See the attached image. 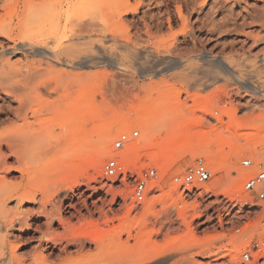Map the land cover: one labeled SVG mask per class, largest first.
Here are the masks:
<instances>
[{"label":"rangeland","instance_id":"rangeland-1","mask_svg":"<svg viewBox=\"0 0 264 264\" xmlns=\"http://www.w3.org/2000/svg\"><path fill=\"white\" fill-rule=\"evenodd\" d=\"M143 3L136 16L130 12L123 17L121 29L130 44H136L137 51L144 46H159L160 54L151 49L149 59H135L107 39L98 48L114 55L118 64H42L28 85L39 95L34 104L40 117L33 133L40 141L28 158L31 165L27 176L36 200L18 208L16 200L8 201L6 211L0 212V235L5 236L7 246L0 255V264H89L102 257L116 260L120 251L118 236L116 241L111 231L126 219L128 228L120 238L127 240L132 252L139 246L164 244L172 238L181 240L174 252L141 264H211L226 257L228 248H234L233 238L226 235L248 211L244 205L247 201L240 198L247 192L241 188L239 161L245 156L256 159L264 154V96L245 84L264 91V0H229L228 6L220 10L215 0H208L199 12L188 8L185 0H174L169 6L174 14L170 29L164 9L157 15L163 22L158 27L153 24V15L158 12L155 5L150 0ZM176 6H181L186 17V34H178L181 22L175 17ZM73 11L69 9V13ZM0 40L5 45L10 43L2 37ZM53 44L50 41L49 45ZM162 48L171 49V54L162 52ZM189 50L226 59L241 79L224 75L203 58L191 64L195 68L193 79L173 75L187 65H169ZM10 59L21 64L25 61L19 54ZM2 99L0 96V106L6 102ZM79 104L81 124L74 118ZM10 106L14 107V103ZM144 108L155 111L148 124H114ZM176 123L185 127L181 132L196 136L192 148L179 152L165 149L170 146ZM147 125L150 133H146ZM134 130L138 135L128 145L146 142L169 154L168 161L162 164L152 159L150 149H144L125 164L133 175L148 167L160 172L161 186L153 188V181L149 195L140 204L130 199L133 178L108 179L102 172L106 158H121L122 150L111 149L113 140L122 132ZM90 136L94 142L89 153L77 156ZM95 153L98 163L90 160V154ZM198 157L212 176L198 189L184 193L172 184L171 178ZM214 160L218 163L216 169ZM71 163L74 180L66 183L69 188L65 190L64 184L57 181L70 170ZM0 175H4L2 171ZM19 177L17 172L6 174L11 180L19 181ZM222 194L233 202L222 200ZM250 195L248 202L252 201L253 194ZM12 220L13 225L7 226L6 222ZM190 236L193 244L182 242ZM88 237L103 240L95 244L85 240ZM10 244L16 246L14 253Z\"/></svg>","mask_w":264,"mask_h":264},{"label":"bare ground","instance_id":"bare-ground-1","mask_svg":"<svg viewBox=\"0 0 264 264\" xmlns=\"http://www.w3.org/2000/svg\"><path fill=\"white\" fill-rule=\"evenodd\" d=\"M215 1L219 4L218 10H220V8H226V6H228L227 2L229 0ZM133 2L134 3L131 4L130 0H0V10L1 12L3 11V15L0 16V37H2L4 41L10 42L5 45L0 40V96L3 98V101H6L2 104L3 106H0V171L4 174L0 175V212L6 211V204L8 201L16 200V208H18L21 204L34 202L36 200L35 192L30 189L31 186L29 187L30 182L27 176L31 165L28 158L40 141V137L35 136L33 133V128L40 117L39 108L34 104L36 102V97L39 98V95L36 90L32 91L28 85L35 78L42 64L55 62L61 65L65 64L71 66L76 64L80 66L96 62H108L116 65L118 61L114 55L102 51V48H98L102 45L101 42L107 39L112 41L113 45L118 43L119 47L124 49L128 56L135 59H149L153 54L151 49L157 51L155 54H160L159 46H144L141 51H137L138 47L135 46L136 44H130L129 38L126 37L125 32L122 31L121 28L124 26L123 17L130 12L136 16L142 4H144V0H134ZM172 2H174V0H150V4L153 3L155 5L154 8L158 10L157 14L153 15V24L155 26L160 27L163 25L161 20L162 16L158 17L157 15L160 13L159 11L161 9H164L162 13L167 15L166 23L169 29L171 28V23L174 21V14H171L169 6ZM185 2L186 6L191 8L192 11L196 10L199 12L207 5L208 0H185ZM181 6H176L175 9V17L181 22V29L178 31V34H186L188 24L186 17L182 13ZM70 8H74L75 11L69 13ZM75 8L80 9L76 10ZM82 8L85 10V13L79 12ZM203 22L202 24L200 22L201 26H203ZM176 34H174V36H176ZM94 37L97 38L93 40ZM50 41L54 42L53 46L49 45ZM95 50L99 52L96 53ZM163 51L170 54L172 52L169 48H162V52ZM189 51L190 53L185 54L184 57L179 56L180 58L178 60L173 61L169 65L170 67L187 65L186 68L173 75L187 80L193 79L192 73L195 68H193L191 64L203 58L208 62H212L214 67L220 70L224 75L235 79H241L236 73V69H234L232 64L226 59L220 56H212L206 51ZM14 54L21 55L25 60L24 63L21 64L20 61H11L10 56H14ZM245 84L247 88L257 91L260 95L264 96V91L257 88L256 85L246 82ZM5 103L7 104L5 105ZM12 103H14V107L10 106ZM143 105H145V103ZM80 106L81 104L76 106L74 118L76 123L81 124L82 116L80 114ZM154 112L155 111L150 108H144L140 112H134L132 115L120 121V123L114 122V124H119V127H123L128 121H143L148 124V119ZM174 127L176 131L170 137V146L165 149L179 152L185 148H190L191 143L196 140V136L187 135L182 131L183 134L181 129L185 127L180 123H176ZM150 132V127L147 125L146 133ZM147 137L149 138L150 136L147 135ZM93 142L94 137H88L84 143L86 147L83 146L84 148H79L77 156L80 155L84 157L89 153V149ZM128 144L121 151L120 159L124 166L134 159L136 154L144 149H150L149 153L152 159H157L162 164L168 161L169 154L166 155L164 150L153 149L149 143ZM90 155V160L92 162L98 163L100 161L96 153L95 155ZM216 160L213 162L215 169L218 167ZM76 162L78 161L76 160ZM73 167L74 163H71L70 170L63 175L61 174L62 177L57 181L60 184H64L62 188L65 190L69 188L66 183L74 180ZM15 172L20 174L19 181L6 178V174H14ZM244 172L245 169H240L238 171L239 177H241ZM161 184L162 179L159 178L158 180H154L152 187L156 188L161 186ZM65 197H67V195ZM250 197V193L247 192V194H243L240 198L243 201H248ZM41 199L44 200L43 196ZM7 222V226H11L14 223L13 220ZM127 228V219L122 221L119 226L112 228L111 233L114 235L116 241L117 238L115 236H118L117 245L120 249L116 260L102 257L89 264H132L135 262L141 264L149 260L160 258L169 252H174L181 242V240L172 238L169 242L164 244L139 246L137 251L132 252L128 247L127 240H121L120 238V234L124 230H127ZM4 239L5 236L0 235V255L4 253L3 250L7 247ZM85 240L98 244L103 238L88 237V239L85 238ZM182 242L193 244V239L190 236ZM15 247L14 244H10V249L13 250V253ZM13 253H11V256L14 255ZM36 260L38 261V258H36ZM42 264L61 263L60 261L57 263L43 261Z\"/></svg>","mask_w":264,"mask_h":264},{"label":"built area","instance_id":"built-area-1","mask_svg":"<svg viewBox=\"0 0 264 264\" xmlns=\"http://www.w3.org/2000/svg\"><path fill=\"white\" fill-rule=\"evenodd\" d=\"M137 135L138 130L120 133L111 143V149L122 150ZM239 165L245 169L240 177L243 179L241 188L253 194L252 201L244 202L248 211L240 219L239 225H234L226 235L233 238L234 248H228L230 251L226 257L221 261L213 260L211 264H249L252 261L264 263V154L256 159L245 156L239 161ZM102 172L108 179L120 178L123 181L133 178L130 199L136 204L145 200L149 195L151 183L160 178V172L155 167H148L133 175L131 171L125 169L119 156L106 158ZM211 176L210 168L201 157H198L182 172L174 174L171 182L186 193L198 189V186L210 180ZM221 199L233 202L225 194H222Z\"/></svg>","mask_w":264,"mask_h":264}]
</instances>
